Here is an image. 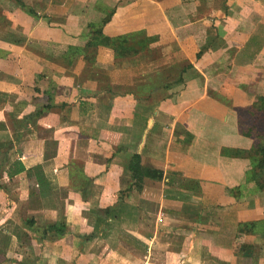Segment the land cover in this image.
I'll return each mask as SVG.
<instances>
[{
    "label": "crops",
    "instance_id": "obj_1",
    "mask_svg": "<svg viewBox=\"0 0 264 264\" xmlns=\"http://www.w3.org/2000/svg\"><path fill=\"white\" fill-rule=\"evenodd\" d=\"M20 1L38 18L16 0H0V84L17 83L0 89V125L6 126L0 142L19 138L0 168V264H264V191L247 185L240 198L230 196L226 190L242 186L239 174L249 167L243 160L232 174L228 162L236 159L225 154L254 155L264 136L257 123L241 127L234 110L263 106L264 0ZM109 9L105 37L141 32L153 39L133 58L145 87H158L149 98L152 114L130 93L106 92L130 87L120 74L133 75L129 62L116 68L110 49L97 48L90 72L82 69L81 54L71 65L62 60L68 47L85 45L81 25L98 22ZM37 31L56 33L38 43L71 40L62 41L60 64L48 63L57 59L48 55L53 49L40 50ZM34 97L45 103L50 97L54 108L21 126L32 108L19 103ZM184 132L193 137L188 145ZM134 152L143 153V166L161 170L163 180L144 179L140 191L126 194L117 217L85 239L94 231L92 212L116 204L127 177L122 166ZM16 161L25 171L10 178ZM36 167L43 196L35 173L26 174ZM170 178V188L188 202L165 198ZM190 180L199 182V197ZM58 221L66 234L44 236V226Z\"/></svg>",
    "mask_w": 264,
    "mask_h": 264
},
{
    "label": "trees",
    "instance_id": "obj_2",
    "mask_svg": "<svg viewBox=\"0 0 264 264\" xmlns=\"http://www.w3.org/2000/svg\"><path fill=\"white\" fill-rule=\"evenodd\" d=\"M18 2V5L20 8L29 16L34 17L35 19L38 18L37 14L32 10V8H29L28 5H26L23 2H19V0H16ZM114 12V9H109V12L102 17L98 22L92 23V25L88 24V29L90 31V38L85 43V45L82 48L79 47H68L66 51L64 52L62 56L63 62H65L67 65H71L77 54L83 55V59L88 63H94L96 50L99 46H102L104 48H108L111 50L114 58V64L116 68H121V64L125 62L131 63L133 65V58L140 54L142 51H144L148 46L153 42L152 38L146 37L144 34L135 33V34H128L123 35L115 38H108L103 35L102 29L103 27L108 23L110 20L112 14ZM262 46V45H261ZM201 55V52L197 54V58ZM133 75L132 71H126L122 72L120 74L121 79L131 80L130 87H127L126 89H117L113 90L112 88L106 87V92L110 94H132L138 102L146 101L150 98L151 91H155L156 88H146L145 84L141 80V74H142V68L136 67L133 65ZM40 79V76L36 78V81ZM176 82H181V78H178ZM168 85H163L162 88L165 90L167 89ZM36 91H39L38 88L35 87ZM148 92L149 94H147ZM151 92V93H150ZM50 97L47 99V103L41 102L40 99L34 97L32 100L28 103L20 102L19 106L22 108H25L26 106H30L32 110H30L27 113H24L22 119L21 126L23 124L26 125V123H33L36 122L42 115H44L46 112L45 110H50L53 107V105L50 102ZM262 100V109L260 110L258 104H253L252 106H248L245 108H235L236 115L238 117V123L240 126H244V121L248 120L249 118H252L257 115H263L264 116V98ZM24 103V104H23ZM18 106V105H17ZM151 110H150V109ZM144 106V110L147 109V111L152 114V112L155 111V105L150 107ZM25 110V109H24ZM23 110V112H24ZM44 111V112H43ZM248 118V119H245ZM20 122V121H19ZM244 122V123H243ZM0 129H6L5 125H0ZM184 139L182 143L184 145H188L191 143L193 137L184 132ZM263 138V137H261ZM19 140L18 136L14 138L13 143L12 142H0V151L2 153V163L0 165V168L3 167L8 162V156L9 153L12 151L14 143H16ZM260 149V150H259ZM122 149H117L116 152H119ZM259 150V151H258ZM236 152V151H235ZM243 153V152H239ZM247 153V152H246ZM143 153H132L128 155L127 159L125 160L122 168H123V174L124 176H127V180H125V187L122 188L117 196V202L113 206L105 207V208H96L95 211L92 213L96 215V222L94 226V231H92L89 235L85 234V239H90L92 237L96 236L97 229L100 227V225L104 224L105 221L108 220V218L115 219L117 217V213L115 214V210L118 209L119 205H121L124 202V198L126 197V194H128L131 191H140L143 186V180L144 179H150L155 181H162L163 180V172L161 170L152 168V167H146L143 166L141 163ZM249 153H247V158L250 159V167L251 169L248 170L245 174V181L241 183L242 186H238L236 189H227L226 192L233 196L235 199H238L242 195V187H245L247 185H251V191L252 192H263L264 191V146L261 145V143L257 146L256 152L253 156H251ZM246 158V157H245ZM7 175L12 178L14 175H17L18 173L24 172L25 169L21 165L19 161L14 162L10 168L8 169ZM28 175L31 173H35L34 177L36 178L37 184L40 189L41 195H45V189L44 185L41 181V178L39 175H41V169L40 167H36L34 169H30L26 171ZM179 173L172 172L170 173V177L172 176H179ZM177 181V180H176ZM168 186V189L164 191L165 198L174 196V198H178L182 200L183 202H188L187 197L183 195L181 192L176 193V191H173L170 186L173 184V180L170 178V180L165 183ZM190 191L195 192L196 196H200V186L198 181L190 180L189 181ZM256 189V190H255ZM26 224L28 226H33L34 222L33 220H27ZM66 227L62 221L58 222H52L49 224H46L43 228V234L46 236L47 234H51L53 238H62L66 234ZM106 234L102 232V235Z\"/></svg>",
    "mask_w": 264,
    "mask_h": 264
},
{
    "label": "rangeland",
    "instance_id": "obj_3",
    "mask_svg": "<svg viewBox=\"0 0 264 264\" xmlns=\"http://www.w3.org/2000/svg\"><path fill=\"white\" fill-rule=\"evenodd\" d=\"M3 7L5 8V9H8L9 8V5H7V4H4L3 5ZM68 11V9L67 10H65V12H67ZM62 15H65V13L63 12V14ZM61 16V15H60ZM57 18V17H56ZM84 18H82V20H83ZM58 20V19H57ZM81 20V21H82ZM83 21H85V20H83ZM89 25H92V22H90V23H88ZM81 27H82V29H83V31L81 32V34L78 36V38H79V40H80V38L82 39L80 42H84L85 41V38H86V42L88 41V39L90 38V31H89V29H88V25L86 26V25H81ZM47 33L48 34H50V35H52L51 33H53V34H56L55 32H48L47 31ZM17 35V34H16ZM50 35H47L45 32H40V31H37V32H35L34 34H33V37L36 39L35 41L37 42V41H41V40H39V38H45V37H47V36H50ZM14 37H15V35H13ZM53 36V35H52ZM19 39L21 40V42L22 41H24L25 39L24 38H20L19 37ZM47 39V38H46ZM63 39V36L61 37V43H54V45H49V44H47L46 43V41H44L43 43H38L39 45H38V47H42V49H40V50H42V51H44L45 50V48H47V47H49L48 49H53V51L54 52H49L48 51V55L49 56H51L50 54H53L54 55V57H56V61H48V63H50V64H52V65H54L55 66V64H54V62H56V64H60V59H61V54H60V52H61V48H62V46H64V44H62V41H64V42H68L69 41V43L71 42V40H62ZM84 44V43H83ZM83 44H80L79 46H77V47H82L83 46ZM66 49V48H65ZM13 51H16V50H14V48H13ZM8 56H12L13 55V53L12 52H9L8 54H7ZM21 59H22V55H20L19 56ZM19 57L17 56V59H19ZM36 57H39V55H37ZM74 58H76V57H74ZM52 62V63H51ZM40 63H38V65H39ZM94 64L95 63H93V64H91V63H88V62H85V65H82V69L84 70V69H86V70H88V72H90V69L92 68V65L94 66ZM90 67H89V66ZM37 69H40L41 70V67H39V68H37ZM13 79H16V78H13ZM17 83L13 80V81H9V82H7V84H0V89L1 90H5V91H9V90H14V87L15 86H17L16 85ZM47 85V82L45 83V81H43V80H41L40 81V84L39 85ZM49 84V83H48ZM42 87V86H41ZM152 93L154 92V91H151ZM150 92V93H151ZM150 97H151V94H150ZM149 100V99H148ZM148 100H146L145 102H143L142 104H144L145 105V107H150V106H153L152 104H151V102L152 101H148ZM150 109V108H149ZM151 110V109H150ZM150 113V112H149ZM245 119H248V118H245ZM245 122V123H244ZM243 123H244V126L246 127V125L248 126L249 125V127L252 125V124H258L261 128H263L264 127V124H263V122H264V116L263 115H257V116H254V117H252V118H249L248 120H245ZM146 123V122H145ZM244 126H242V127H244ZM256 142V145H258V143H261V145H263L264 146V136H263V138H261V139H258L257 141H255ZM253 151V150H252ZM251 151V152H252ZM248 153V152H247ZM247 153L246 152H243V153H239V152H229V153H225V154H227V155H229V157L230 156H232L233 158H235L236 160H232V161H229L228 163H229V167H228V169H229V172H231L232 174H234V175H236V174H238V172L240 173V170H241V168H242V161L243 160H245L246 161V163H248V167L249 168H247V170L245 171V173H244V175L241 173V174H239V175H242V178H241V182H244L245 180V174H246V172L248 171V170H250L251 169V167H250V159H248L247 158ZM251 156H253L251 153H249ZM250 156V157H251ZM246 157V158H245ZM231 159V158H230ZM239 159H241V160H239ZM247 167V166H246ZM233 179V176H230L229 175V180H232ZM125 180H127V177H125L124 178V182H123V186L125 187ZM251 184V183H250ZM249 184V185H250ZM239 186V185H238ZM238 186H234L233 188H229V189H236ZM256 190V189H255ZM244 191H246V193H251V191L248 189H245ZM243 191V193H245ZM262 193V192H261ZM256 194H260V192L258 193V192H256ZM251 196H253V194L251 195ZM256 196H258V195H256Z\"/></svg>",
    "mask_w": 264,
    "mask_h": 264
}]
</instances>
